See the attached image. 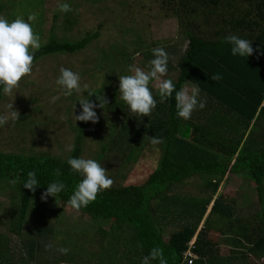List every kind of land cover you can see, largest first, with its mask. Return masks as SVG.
Masks as SVG:
<instances>
[{
    "label": "trees",
    "instance_id": "1",
    "mask_svg": "<svg viewBox=\"0 0 264 264\" xmlns=\"http://www.w3.org/2000/svg\"><path fill=\"white\" fill-rule=\"evenodd\" d=\"M164 2L166 15L175 17L187 44L175 65L168 60V72L163 79H171L177 90L186 84L197 86L199 99H206V107L197 108L189 120L179 118L175 96L161 103L154 83H150L157 105L151 117L136 116L114 91L119 89H104L110 97L104 106L105 112L110 115L97 114L100 120L112 121L114 133L112 138L99 143L98 150L104 155L94 160L104 167L110 163V158H118L120 164L114 170L119 175L120 169L134 162L146 148L156 146L159 156L156 167L144 181L112 184L110 189L98 193L95 202L78 212L92 219L111 221L108 230L99 229L103 237L110 234L105 245L109 249L107 261L119 259L114 256L122 246L121 260L127 264H142L153 248L163 250L167 264H189L185 251L195 236L191 248L195 258L191 264H245L248 254L264 256V0ZM2 9L0 4V12ZM65 17V24L71 25L73 20H68L66 14ZM194 18L200 19L195 21ZM228 35L252 41L253 54L248 58L233 56L232 45L224 40ZM136 36L135 50L148 60L149 70V62L154 58L152 46L145 44L139 34ZM96 37V31H85L79 38L60 37L51 28L47 41L35 51L33 63L44 55L81 51ZM116 51V57L123 55L118 48ZM114 60L116 58L110 64ZM139 62L142 64V59ZM116 63L119 66L121 61ZM213 73L221 78L211 80ZM101 91L95 88L90 100L98 101ZM4 98L0 87V103ZM78 123L76 139L65 158L45 152L23 154L0 150V190L11 188L14 192L15 215L10 220L18 235L30 200L41 196L49 183L60 181L66 185L57 199L71 207L68 201L82 177L71 171L67 161L81 157V135L88 122ZM152 136L162 142L153 145ZM56 169L61 171L59 176ZM29 171H34L40 182L35 193L23 186ZM227 172L243 174L255 184L257 206L247 215L234 216L230 200L227 203L225 197L217 193ZM193 177L201 181L197 186L199 193H184L181 189ZM171 209L185 222L164 240L165 218ZM128 230L130 234H126ZM213 230L235 237L240 248L221 256L217 243L210 237ZM21 242L29 255L39 247L38 242V246L33 241L21 239ZM11 245V240L0 234V264H18L13 260ZM151 264H159V260Z\"/></svg>",
    "mask_w": 264,
    "mask_h": 264
},
{
    "label": "rangeland",
    "instance_id": "2",
    "mask_svg": "<svg viewBox=\"0 0 264 264\" xmlns=\"http://www.w3.org/2000/svg\"><path fill=\"white\" fill-rule=\"evenodd\" d=\"M164 1L167 0H0L3 5L0 16L9 22L17 17L27 20L29 15H36V19L30 23L34 33L40 38V44L48 39L51 28L54 34L66 38H79L85 31L98 32V37L81 51L48 54L39 58L33 63L32 74L20 81L19 88L11 96L5 95L0 103V115L7 113L8 104L14 103V109L21 117L14 124L9 122L0 126V150L23 154L45 152L64 156L61 158L67 157L78 133L79 123L75 115L82 111L79 100L90 99L93 95L88 97L87 91L94 92L95 88H101L99 95H104L109 100V93L105 94L103 90L119 89V75L132 74L129 72V65L135 64L148 71V60L143 59L135 50L138 34L152 49L163 48L175 65L187 42L175 17L166 15ZM65 2L71 6L72 11L64 13L58 10V4ZM65 14L68 20H73L69 26L64 22ZM195 19L200 18L193 20ZM112 46L114 49L111 50ZM116 48L123 55L116 57ZM103 51L106 52L105 56L102 55ZM115 58V62L110 64ZM139 59H142V64ZM117 60L121 61L119 66ZM61 67L79 73L81 87L83 89L87 85V90L64 96V90L56 83ZM175 74L174 71L172 78ZM191 87L186 84L184 88ZM114 91L119 94V90ZM54 96L60 98L53 103ZM94 110L100 116L110 115L105 112L106 107ZM23 117H26L25 122ZM111 122L109 118H99L97 123L88 121L81 135L82 158L94 160L104 155L102 150H98L99 143L106 141L105 138H112L114 129ZM158 156L159 149L156 146L146 148L134 162L120 169L119 175L114 170L120 164L119 159L110 158V163L104 166L106 175L112 179L113 184L141 183L155 168ZM225 177L219 184L217 193H221L227 203L230 200L234 216L247 215L257 206L254 182L240 173L227 172ZM200 182L198 177H193L181 190L196 195L199 193L197 186ZM14 197L11 188L0 190V234L11 240L13 260L18 264H119V261L120 264H127L121 260L120 254L124 250L122 246L114 256L119 259L105 260L109 251L105 245L110 234L103 237L99 229L108 230L110 220L84 216L61 204L56 197L49 196L46 202L41 196L32 198L18 235L10 220L15 215ZM209 208L208 205L206 213ZM172 212L171 209L165 218L167 223L164 240H168L169 234L185 222L183 217L177 216V212ZM201 226L202 221L198 229ZM130 233V230L126 231V234ZM210 237L217 243L221 256H227L231 249L240 248L231 235L213 230ZM21 239L33 241L34 245L38 242L39 247H35L32 255H29L27 249L22 247ZM194 239L195 236L192 240ZM48 243L53 244L51 250L45 249ZM61 247L70 249L67 255L57 251ZM246 260L245 264H264V256L258 258L248 254Z\"/></svg>",
    "mask_w": 264,
    "mask_h": 264
},
{
    "label": "clouds",
    "instance_id": "3",
    "mask_svg": "<svg viewBox=\"0 0 264 264\" xmlns=\"http://www.w3.org/2000/svg\"><path fill=\"white\" fill-rule=\"evenodd\" d=\"M57 7L59 11L64 13L72 11L71 6L66 2L58 4ZM35 19L36 15L31 14L27 17V20L17 17L9 22L5 17L0 16V87H2L5 95L11 96L13 91L19 88L20 81L32 74L34 53L41 47L40 38L34 33L30 23ZM224 40L232 45L231 53L233 56L239 55L248 58L254 52L252 41L240 38L237 35H228L224 37ZM152 52L154 58L149 62L150 68L148 71L133 64L129 65V72L132 74L119 75L120 98L136 116L151 117L152 111L157 105V101L149 87L150 83H154L161 103L170 100L174 95L177 116L184 120L191 119L192 113L197 108L203 109L206 107V99H199L200 89L195 85L190 89L182 87L177 90L171 79H163L168 72L169 56L160 47L152 49ZM210 78L216 81L221 77L219 74L213 73ZM80 79L79 73L61 67L56 83L64 90V96H71L73 92L80 93L87 90V85H84L82 89ZM87 92L88 97L94 93L92 91ZM59 98V96H54L52 102L54 103ZM97 100L99 101L98 104L89 98L79 100L82 111L79 115H75L76 121L97 123L99 116L94 109L97 107L104 109V106L109 103L104 95H97ZM13 105L14 103L8 104L7 113L0 115V126H4L9 122L14 124L20 119V113L14 109ZM161 142L160 139L152 136L151 143L153 145ZM67 164L72 172L78 173L82 177L68 201L71 207L77 211L95 202L98 193L110 189L113 184L112 179L106 175L105 168L96 160L72 157L67 161ZM55 173L59 176L61 174L60 169H56ZM39 185L40 182L36 177V173L29 171L23 186L35 193ZM65 187L66 185L60 181L49 183L47 189L42 193L41 199L46 202L49 196L57 198ZM52 248V243L45 245L46 250ZM57 251L67 255L70 249L61 247ZM154 260H159V264H167L163 250L160 248L151 249L149 254L143 258L142 264H151V261Z\"/></svg>",
    "mask_w": 264,
    "mask_h": 264
},
{
    "label": "built area",
    "instance_id": "4",
    "mask_svg": "<svg viewBox=\"0 0 264 264\" xmlns=\"http://www.w3.org/2000/svg\"><path fill=\"white\" fill-rule=\"evenodd\" d=\"M189 247L190 248L185 251V258L187 259V263L191 264L195 258V254L191 251V248L193 247V241L190 242Z\"/></svg>",
    "mask_w": 264,
    "mask_h": 264
},
{
    "label": "crops",
    "instance_id": "5",
    "mask_svg": "<svg viewBox=\"0 0 264 264\" xmlns=\"http://www.w3.org/2000/svg\"><path fill=\"white\" fill-rule=\"evenodd\" d=\"M156 167V166H155Z\"/></svg>",
    "mask_w": 264,
    "mask_h": 264
}]
</instances>
